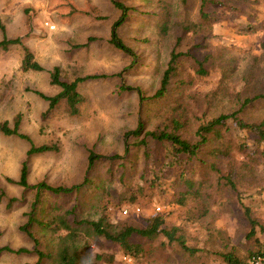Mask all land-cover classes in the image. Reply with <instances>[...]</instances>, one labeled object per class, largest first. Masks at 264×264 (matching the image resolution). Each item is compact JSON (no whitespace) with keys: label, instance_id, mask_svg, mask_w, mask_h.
<instances>
[{"label":"rangeland","instance_id":"obj_1","mask_svg":"<svg viewBox=\"0 0 264 264\" xmlns=\"http://www.w3.org/2000/svg\"><path fill=\"white\" fill-rule=\"evenodd\" d=\"M119 1L130 9L118 27V34L135 56L108 41L109 28L120 12L111 0H0V21L7 35L20 36L44 67L42 70L22 69V47L19 44H11L7 50L0 51V121L7 119L12 125L14 117L19 115V131L30 138L0 132V264H50L60 246L64 245L69 249L72 245L77 247L74 264H222L221 251L233 246L242 258L252 245V241L244 242V233L248 229L244 206H248L250 214L262 223L263 229L258 226L256 235L264 242V158L255 168L260 179L259 191L239 183V194L224 192L222 206L216 210L218 206L213 205L215 211L207 216L199 215L201 207L196 200L178 205L169 200L167 192L161 193L159 199L145 203H131L119 208L108 204L103 218L112 223H141L136 214L125 217L124 208L128 212L143 210L147 214L163 210L166 227L180 224L179 233L185 237L186 243L199 248L194 253L182 250L175 241L169 242L165 235L159 234L151 239H138L143 251L131 256L124 253L118 243L93 232L85 233L84 229L91 228L86 219L97 220L102 216L104 194L118 199L122 193L114 186L107 192L102 190L98 185L102 183V168L87 171L86 147H101L110 153V158L123 154L126 145L124 131L135 127L138 118L144 120L145 126L151 127L161 119L156 115L181 111L176 100L178 87L171 89L164 98H150L158 86L172 42L171 39L168 43L159 41L163 2ZM186 6L190 17H195L198 0H189ZM254 6L256 20L251 28L247 27V11L237 13L225 8L229 13L226 16L221 14L223 16L213 27L208 43L218 49L224 48L226 54L233 56L243 55L247 50L264 56L260 50L264 41V4ZM207 9L214 11L215 8L209 4ZM88 35H95L96 39L75 46L86 42ZM248 63L243 60V65ZM54 65L60 67V76L64 79L88 73L105 75L78 82L83 100L76 114L69 112L64 101L48 111V101L36 92L54 94L59 90V86L50 83L49 71ZM200 80L194 78L200 83L197 88L203 91L201 94L216 85L214 71ZM183 91L187 93L188 90ZM185 95L182 102L187 101ZM227 102L226 95L208 106L198 98H192L185 110L188 115L196 112L209 116ZM252 112L259 115L255 109ZM43 143H56L58 148L26 154L31 144ZM248 143L251 144V140ZM24 158L29 168L30 184L44 180L52 185L70 186L81 183L87 173L92 174V182L66 193L21 186L11 179L18 178ZM157 206H160L159 210ZM135 207H139V211H135ZM53 213L67 223L75 220L81 235L64 240L61 236L64 229H54L56 223L51 227L42 225V221H50ZM34 238L38 240L37 247L42 255L34 250ZM4 245L12 250L5 249ZM18 247L27 250L16 252ZM100 253L103 256L97 257ZM246 264L254 263L248 260ZM258 264H264V261L260 259Z\"/></svg>","mask_w":264,"mask_h":264},{"label":"trees","instance_id":"obj_2","mask_svg":"<svg viewBox=\"0 0 264 264\" xmlns=\"http://www.w3.org/2000/svg\"><path fill=\"white\" fill-rule=\"evenodd\" d=\"M188 1H160L163 2L161 6L164 17L158 26L159 41L162 44L163 41L168 43L171 39L172 42L167 51V60L158 86L150 95V98L161 99L166 97L171 89L178 87L176 100L180 103L178 107L180 106L181 111L166 115L157 113L156 117L161 119L155 121L151 127L145 126L144 120L138 118L135 127L124 131L126 145L123 154L110 158L108 157L110 153H106L101 147L98 149L95 146L86 147L87 171L102 168L103 174L100 175L102 183L98 185L102 186L104 192L114 186L116 190H122V193L118 199L104 194L102 216L97 220L86 219L91 231L84 229L85 233L102 235L105 239L118 243L123 252L131 256L139 255L143 251V245L138 239L141 237L151 239L159 234L165 235L169 242L175 241L184 251L194 253L199 248L186 243L185 237L179 233L180 224L166 227V213L163 210L152 214H147L143 210L137 213L127 212L125 215L127 218L136 214L135 217L141 222L137 225L124 221L112 223L103 218L108 204L112 203L119 208L131 203H145L159 199L161 193L167 192L169 200L178 205L196 200L201 207L199 215L207 216L215 211L212 210L213 205L218 206L216 210L222 206L224 192L239 194L237 188L239 183L259 191L257 185L260 179L255 168L264 158V56L251 54L248 50L240 56L226 54L224 48L211 46L208 39L213 35V27L217 21L223 15H228L229 12L225 8L233 9L237 13L247 11L249 16L247 27L251 28L256 20L257 11L254 5L264 4V0H198L195 17H190L187 13ZM111 2L120 12L109 28L108 41L135 56L132 48L126 45L118 34V27L126 19L130 7L119 0ZM209 4L214 6V11L207 9ZM0 29L2 32L0 51L7 50L11 44H19L22 47V69L44 68L34 58L33 52L23 43L20 36L7 35L1 21ZM95 39V35H88L86 42L75 46L85 45ZM260 50L264 52V41L261 42ZM244 59L249 63L243 65ZM211 71L216 75V85L201 94L203 91L197 88L200 83H196L194 78L199 77L200 81H203ZM60 74L58 65L52 66L49 71L50 83L59 86L57 92L54 94H45L37 90L36 92L48 101V111L64 101L71 114L79 111V105L83 100V95L78 90V82L105 76L100 73H88L64 79ZM184 89L188 90L187 93L183 91ZM137 91L142 97L140 88ZM184 95L187 101L182 102ZM224 95L228 96L227 105L220 107L212 115L202 116L196 112L188 115L185 110L192 98H198L204 106H208ZM254 109L259 111V115L252 112ZM19 126L20 116L16 115L12 125L7 119L0 121V132L29 140L27 134L19 131ZM234 129L237 135H233ZM248 140L252 143H248ZM57 148L56 143L31 144L26 154ZM28 173L27 160L24 158L18 178L11 180L24 187L32 186L37 190L47 189L54 193L71 192L82 187L84 183L92 182V174L87 173L81 183L70 186L52 185L44 180L30 184ZM244 210L248 221L244 242L252 241V245L247 248L246 255L242 258L236 247L231 246L221 251L220 256L224 262L222 264H246L248 260L258 264L260 259L264 261V242L256 235L257 227L263 229V225L257 217L250 214L248 206H244ZM58 217L60 215L53 213L50 221L40 222L47 227L56 223L54 229L63 228L64 233L61 236L64 240H72L81 235L79 225L74 224L75 220L73 223H67L64 218ZM34 240L36 243L34 250L42 255L37 247L38 240L36 238ZM4 248L12 250L8 245H4ZM24 250L27 248H16V252ZM76 250L77 247L74 245L71 249L69 246H60L50 264H74L78 256ZM96 256L103 255L100 253Z\"/></svg>","mask_w":264,"mask_h":264},{"label":"built area","instance_id":"obj_3","mask_svg":"<svg viewBox=\"0 0 264 264\" xmlns=\"http://www.w3.org/2000/svg\"><path fill=\"white\" fill-rule=\"evenodd\" d=\"M156 208H157V210H159V209H160V206H157ZM134 209H135V211H139L140 208H139V207H135ZM127 212H128V211H127V208H124V209L122 210V213H123V214H126ZM123 257L125 258L126 256L124 255Z\"/></svg>","mask_w":264,"mask_h":264}]
</instances>
